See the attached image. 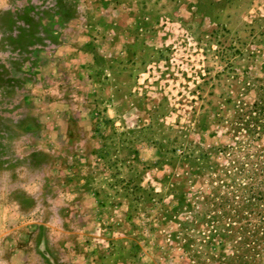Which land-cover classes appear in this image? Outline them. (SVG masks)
<instances>
[{
    "label": "rangeland",
    "instance_id": "374dc122",
    "mask_svg": "<svg viewBox=\"0 0 264 264\" xmlns=\"http://www.w3.org/2000/svg\"><path fill=\"white\" fill-rule=\"evenodd\" d=\"M264 0H0V264H264Z\"/></svg>",
    "mask_w": 264,
    "mask_h": 264
},
{
    "label": "trees",
    "instance_id": "16d2710c",
    "mask_svg": "<svg viewBox=\"0 0 264 264\" xmlns=\"http://www.w3.org/2000/svg\"><path fill=\"white\" fill-rule=\"evenodd\" d=\"M256 115H264V92L262 91L257 100L253 103L252 111ZM261 132L264 130V126L260 127Z\"/></svg>",
    "mask_w": 264,
    "mask_h": 264
}]
</instances>
